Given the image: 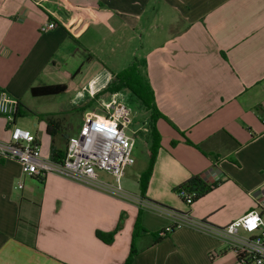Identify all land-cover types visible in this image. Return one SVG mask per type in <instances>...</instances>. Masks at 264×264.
<instances>
[{"label":"crops","instance_id":"0c3cea01","mask_svg":"<svg viewBox=\"0 0 264 264\" xmlns=\"http://www.w3.org/2000/svg\"><path fill=\"white\" fill-rule=\"evenodd\" d=\"M47 22L57 28L42 33ZM135 61L164 118L144 197L141 188L132 196L212 227L252 211L264 193V0H0V93L18 103L16 126L21 114L37 118L34 132L22 128L45 156L53 139L38 116L61 120L56 146L65 154L81 111L110 102L97 95ZM57 85L67 90L33 94ZM67 95L76 128L61 110L36 111ZM8 126L0 116V140ZM149 164L150 150L139 185ZM195 176L215 187L189 207L176 190ZM139 213L132 264H237L219 237L167 212L55 174L25 177L17 161L0 157V264H125ZM121 219L112 243L98 238ZM172 225L154 244L151 235Z\"/></svg>","mask_w":264,"mask_h":264},{"label":"built area","instance_id":"2783aa9c","mask_svg":"<svg viewBox=\"0 0 264 264\" xmlns=\"http://www.w3.org/2000/svg\"><path fill=\"white\" fill-rule=\"evenodd\" d=\"M56 28V23L47 22L40 26V31L47 33ZM17 107L16 100L6 92L0 93V116L8 120L10 135L8 140H0V157L17 161L25 177L44 179L55 174L125 199H133L140 206L167 212L180 223L219 237L235 253L237 264H264V193L257 198L252 211L224 227H212L206 222H195L187 216L134 198L124 191L121 179L127 169L136 163V135L148 131L145 126L135 127V114L128 105L114 99L102 103L103 116H87L84 119L78 134L69 138L64 157L59 161L43 154L41 144L30 130L14 124ZM101 173L111 176L115 182L102 179ZM22 187L20 183L18 188ZM180 196L187 205H191L195 194L182 191Z\"/></svg>","mask_w":264,"mask_h":264},{"label":"trees","instance_id":"16d2710c","mask_svg":"<svg viewBox=\"0 0 264 264\" xmlns=\"http://www.w3.org/2000/svg\"><path fill=\"white\" fill-rule=\"evenodd\" d=\"M67 90L66 85H57V86H47L40 89H34L33 94L40 95H53L63 93ZM128 91L130 95L135 97L141 106L145 109V111L149 112L148 118V132L151 138L150 141V164L148 170L142 175L140 179V188L142 192V196L144 197V193L148 186V179L152 173L153 165L157 156L158 151L161 149V135L156 128V123L158 119L164 118L163 115L157 110L154 104V96L151 88L146 82L145 78L142 76L139 65L137 61L127 67L125 70L121 71L115 76V79L112 83H110L106 89L97 95V97H101L104 94L109 95H117ZM98 97V98H99ZM95 102H92L87 107L83 109V111L91 106H93ZM30 112V111H29ZM31 113V112H30ZM16 116V115H15ZM40 120H43L47 124V133L52 137L53 143L51 148V158L52 160L59 161L64 157V150L60 149L56 146V137L62 133L63 124L60 119L55 116L43 115L38 116ZM166 119V118H165ZM167 120V119H166ZM189 145H194L190 141H186ZM176 143H173L175 145ZM215 186H209L206 182L199 176H195L188 180L186 183L181 185L176 191L179 194L182 191H185L189 194H195L193 199V203L188 205L191 207L195 202L201 199L203 196L208 194L214 189ZM123 219H121L117 229L112 233H103L97 232V236L99 239L104 241L105 243H112L115 234L122 228ZM177 225L169 226L157 233H153L151 236L153 238V243L156 244L161 240L169 237L176 229ZM143 231L141 227V213H139L137 221L134 226L133 233V242L131 246L130 255L125 264H132L134 256L137 253L136 249V240L140 235V232Z\"/></svg>","mask_w":264,"mask_h":264},{"label":"rangeland","instance_id":"374dc122","mask_svg":"<svg viewBox=\"0 0 264 264\" xmlns=\"http://www.w3.org/2000/svg\"><path fill=\"white\" fill-rule=\"evenodd\" d=\"M68 99L69 98L67 95L65 98V102H63L62 104H56V105L52 104V106L50 107H43L41 105L40 107H37L36 111L40 113H45L46 111L56 112L58 110H61L60 113H62L66 117H70L72 120L71 122L72 125L76 128L77 123L73 124L75 121L73 119V116L75 115L74 113L75 111L69 105ZM104 99L106 101H110L111 99H114V100L123 102L124 104L128 105L134 111V114H135L134 123L136 124L137 128L143 127V126L148 127L147 123H148V118H149V112L145 111V109L141 106L139 101L135 97L130 95L128 91H125L117 95H112V96L108 94L104 97ZM100 104L102 105V103H95L93 104V106L85 109L84 111L82 110L81 112L83 115L85 114L84 115L85 118L87 116L102 117L103 112H102ZM17 119L20 121L19 124L22 127L30 126V129L34 132L35 124H37V118L34 117L33 114L24 113V114L19 115ZM136 141L137 143H136L135 150H134V156L136 159V163L133 167H130L129 169H127L125 176L121 179L122 187L124 186V183H126V185L129 186L128 193L130 195L139 194V190H140L139 176L146 169L147 152L149 151V148H150L151 138L149 136V132L148 131L140 132L139 134H137ZM100 175H101V178L104 180L115 182V180L111 176L105 173H101Z\"/></svg>","mask_w":264,"mask_h":264}]
</instances>
